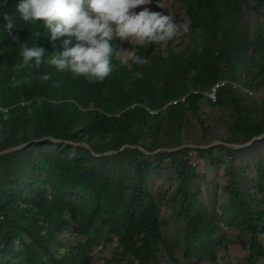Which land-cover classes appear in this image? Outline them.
Here are the masks:
<instances>
[{
  "label": "trees",
  "instance_id": "16d2710c",
  "mask_svg": "<svg viewBox=\"0 0 264 264\" xmlns=\"http://www.w3.org/2000/svg\"><path fill=\"white\" fill-rule=\"evenodd\" d=\"M151 1L154 13L148 24L135 11L141 0L121 2L123 22H132V29L145 37L143 44L133 46L136 57L127 64L122 49L128 28L107 38L92 37L90 43L84 40L88 28L94 32L95 23L103 22L101 10L112 0H0V101L13 108L9 115L0 112V151L47 137L91 147L49 142L19 150L22 154L0 156V264H92L94 248L114 240L119 263L156 264L155 245L163 243L180 264L163 235L158 195L147 185L150 172L167 159L180 182L178 214L186 221L185 256L191 259L196 254L216 262L224 225L215 204L193 191L198 173L192 161L193 153L207 159L216 157V150L220 158L210 160L229 164L236 225L251 233L248 262L261 263L264 183L258 184L262 191L258 196L249 194L239 182L234 158L264 147V138L244 148L218 145L155 154L124 148L100 156L93 153L125 145L156 150L192 144L185 134L196 128L195 121L203 136L198 145L214 139L242 145L264 134V95L241 89L264 90V34L251 39L247 33L234 32L218 0H184L191 5L192 30L202 27L199 32L209 34L189 55L186 49L165 57L158 51L163 37L172 46L178 36L163 16L164 0ZM31 37L48 53L37 51L35 65L25 66L21 55ZM223 79L241 87H223L217 102L190 94L185 103L161 110L192 89L210 88ZM202 100L211 109L229 107L222 135L211 138ZM148 109L161 111L153 115ZM48 147L57 152L44 157L33 152ZM70 148L73 157L67 154ZM249 245L243 242L244 247Z\"/></svg>",
  "mask_w": 264,
  "mask_h": 264
},
{
  "label": "rangeland",
  "instance_id": "374dc122",
  "mask_svg": "<svg viewBox=\"0 0 264 264\" xmlns=\"http://www.w3.org/2000/svg\"><path fill=\"white\" fill-rule=\"evenodd\" d=\"M121 2L122 0H112L109 5L103 7L101 10L103 22L95 23L97 29L94 32L88 28L84 32V40L90 42L94 36H112L117 34L121 28H128V35L124 40L122 53L126 63L131 64L136 57L133 46L143 44L145 37L132 29V22H123L124 11L121 8ZM218 2L221 4L227 24L232 27L234 32L247 33L251 39H255L256 35L264 34V3L257 7L259 0H218ZM190 8L191 5L184 0H164L163 16L169 19L171 30H174L178 37L175 38L172 46L169 43V38L163 37L162 46L159 48V51L163 49L161 51L163 55H171L173 52H187L186 49H188L187 54L189 55L194 48L205 41L207 34L202 35L199 32L201 27L196 32L192 30L193 17L190 15ZM135 11L142 13L146 24H148L154 13L152 1L141 0L140 4L135 7ZM228 18L231 19L228 20ZM261 25H263V31L258 30V28L261 29ZM218 50L221 51L220 48ZM260 93H264V90ZM201 109L204 118L207 119L211 127V138L222 135L226 130L225 125L227 123H223V120L229 118V107L211 109L210 105L202 100ZM195 124L196 128H191L185 135L192 138V144L198 145L202 144L203 136L200 125L196 121ZM33 152L44 157L45 155H53L57 151L52 147H48L35 148ZM67 154L73 157L74 149L70 148ZM220 154L221 152L216 150L215 156L217 158L210 156L207 159H198L195 156L196 154L193 153L194 158L192 159L198 173L193 191L206 203L215 204L224 225L223 244L217 247L216 262H211L208 258L201 259L196 254L191 259L185 256L186 221L178 214V208L181 205V198L178 195L180 182L169 159L163 164V167L152 170L147 179L148 187L158 195L161 206L163 235L174 247L180 264H249L248 258L252 253L253 240H251L250 232L236 225L238 216L233 211L229 185V164L225 161L213 162L210 160L220 158L218 157ZM240 155L234 158V167L240 173L239 182L249 194L258 196L262 192L257 188L258 184L261 181L264 183V147L260 146L247 152L244 151ZM261 240L264 243V236L261 237ZM245 241L251 244L249 248L243 246ZM155 246L159 259L156 264H176L171 259L168 249L163 243H158ZM117 247L116 240L111 242L102 241L99 246L94 248L91 259L92 264H125L119 263V257H114ZM17 248H20V244L17 245ZM261 258L259 264H264V256Z\"/></svg>",
  "mask_w": 264,
  "mask_h": 264
},
{
  "label": "clouds",
  "instance_id": "9594fccd",
  "mask_svg": "<svg viewBox=\"0 0 264 264\" xmlns=\"http://www.w3.org/2000/svg\"><path fill=\"white\" fill-rule=\"evenodd\" d=\"M100 36H105V35H100ZM96 36H94L95 38ZM104 38H107V36H105ZM93 39V38H92ZM91 39V40H92ZM27 42V47L24 49L22 55H21V58H22V61H23V65L25 66H34L35 63H36V60H37V56H36V52L37 51H44L46 53L47 50L42 47V46H38L39 43L38 41H36L34 38H30L29 41H26ZM91 42V41H90ZM90 42H87V43H90ZM51 43V42H50ZM52 44V43H51ZM52 56L55 57V53L53 51V53L51 54ZM123 55V54H122ZM124 57V56H123ZM58 60V59H57ZM125 60V59H124ZM59 63L65 67H70L68 63L64 62V60H58ZM126 62V61H125ZM129 64V63H127ZM221 82H225L224 85H221L220 87H217L218 84H221ZM227 85H233L234 88H239L241 87L238 83L232 81V80H228V79H223V80H220L218 82H216L215 84H213L212 87L210 88H206V89H192L191 91L185 93L184 95H182L180 98L178 99H175L171 102H169L168 104H166L161 110H165L167 109L169 106L171 105H176V104H179V103H185L189 97L190 94H200V95H203L207 100L209 101H212V102H217L218 100V95H219V90L222 89L223 87L227 86ZM242 90L252 94V95H255V96H260L264 93H254L253 91H250L246 88H243L241 87ZM212 93H215V97L212 96ZM24 106H30L31 103H23ZM13 108H7L3 105V103H1L0 101V112H2L4 115H9V113L11 112ZM161 110H151V109H148V111L153 114V115H156L158 114ZM47 138H52V139H55L53 137H47ZM43 139H46V138H43ZM43 139H37V140H33L31 142H28V143H32L34 141H39V140H43ZM263 139V138H262ZM55 140H58V139H55ZM58 141H63L64 143H54L52 141H46V142H39V143H34L32 144L31 146H29L28 148L32 147L33 145L35 144H44V143H53V144H66V143H69V144H73V145H81L80 143H85L87 145H89L88 143L86 142H80V143H77V142H74V141H67V140H58ZM213 142V141H212ZM28 143H25V144H28ZM25 144H22V145H25ZM210 144V143H209ZM44 145H47V144H44ZM208 145V144H207ZM21 146V145H19ZM19 146H16V147H19ZM83 146V145H81ZM227 146V145H226ZM16 147H13V148H16ZM86 147V146H85ZM142 147V146H141ZM91 148V147H90ZM9 149V148H7ZM25 149V148H23ZM23 149H20V150H23ZM6 150V149H4ZM3 151V150H1ZM16 151H19V150H16ZM111 151V150H110ZM14 152V151H13ZM11 153V152H10ZM94 153V152H93ZM97 153V152H96ZM112 153V152H111ZM9 154V153H7ZM95 154V153H94ZM5 155V154H4ZM100 156V155H99Z\"/></svg>",
  "mask_w": 264,
  "mask_h": 264
},
{
  "label": "water",
  "instance_id": "95a60500",
  "mask_svg": "<svg viewBox=\"0 0 264 264\" xmlns=\"http://www.w3.org/2000/svg\"><path fill=\"white\" fill-rule=\"evenodd\" d=\"M262 138H264V134H262L261 136H258V137H254L251 142H248V143L242 144V145L234 144V143H226V142L221 141V140H214L213 142H211L208 145L185 144V145H182V146H179V147H175V148H158L156 150H149V149L141 147V146L125 145L123 148H121L119 150H111V151L104 152V153H96L95 151H93V152L96 155H104V154H109L111 152H118L120 150H123L124 148H141L143 151H145L148 154H155V153L160 152V151H176V150H180L182 148H212V147H215V146H218V145H227V146H230L232 148H244L246 146L251 145L255 140H259V139H262ZM49 140L54 142V143H64L63 141H58V140H55V139H52V138H46V139H43V140L34 141L32 143L21 145V146L16 147V148H9V149L0 151V156H2L4 154H7V153H10V152H13V151H16V150H20V149H23V148H28L29 146H31L34 143L46 142V141H49ZM80 144L83 145V146H86L87 148H90V145H87L85 143H80Z\"/></svg>",
  "mask_w": 264,
  "mask_h": 264
},
{
  "label": "bare ground",
  "instance_id": "6f19581e",
  "mask_svg": "<svg viewBox=\"0 0 264 264\" xmlns=\"http://www.w3.org/2000/svg\"><path fill=\"white\" fill-rule=\"evenodd\" d=\"M260 3L262 4V1H261ZM229 14H230V13H229ZM255 15H256V14H255ZM254 17H255V16H254ZM212 18H213V16H212ZM205 19H206V18H205ZM217 19H218V17H217ZM229 19H231V18H228V20H229ZM234 19H235V18H234ZM209 20H210V19H209ZM221 20H222V19H221ZM232 20H233V19H232ZM254 20H256V19H254ZM220 22H221V21H220ZM215 23H216V22H215ZM224 23H225V22H224ZM263 23H264V22H263ZM212 24H213V23H212ZM212 24H211V25H212ZM217 24H218V22H217ZM217 24H215V25H217ZM203 26H204V25H203ZM257 26H258V25H257ZM262 26H263V25H261V26H260L261 29L258 28V30L261 31V30H262ZM208 27L210 28V26H208ZM198 28H199V26H198ZM201 28H202V27H201ZM205 28H206V27H205ZM247 28H249V27H247ZM247 28H246V29H247ZM255 28H256V25H255ZM206 29H208V28H206ZM200 30H201V29H200ZM244 30H245V29H244ZM247 30H249V29H247ZM254 30H257V29H254ZM203 31H204V30H203ZM205 31H206V30H205ZM251 31H252V30H251ZM260 31H258V32H260ZM262 31H263V30H262ZM201 32H202V30H201ZM201 32H200V33H201ZM208 32H209V31H208ZM208 32H207V34H209ZM249 32H250V30H249ZM252 32H253V31H252ZM252 32H251V33H252ZM256 33H257V32H256ZM205 34H206V33H205ZM252 34H253V33H252ZM258 34H259V33H258ZM200 35H201V34H200ZM202 35H203V34H202ZM254 36H255V35H254ZM257 36H259V35H256V37H257ZM208 37H209V35H208ZM256 37H255V38H256ZM204 38H205V37H204ZM199 47H201V46H199ZM162 50H163V49H162ZM162 50H160V52H161ZM158 51H159V50H158ZM160 52H159V54H160ZM219 52H220V51H219ZM167 53H168V52H167ZM263 53H264V52H263ZM155 54H156V53H155ZM155 54H154V55H155ZM157 54H158V53H157ZM157 54H156V55H157ZM161 55H162V54H161ZM168 55H169V54H168ZM168 55H167V56H168ZM164 56H165V55H164ZM154 57H155V56H154ZM161 57H162V56H161ZM165 57H166V56H165ZM169 58H171V57H169ZM195 58H196V57H195ZM121 60H122V59H121ZM195 60H196V59H195ZM261 62H262V61H261ZM148 63H149V62H148ZM150 63H151V62H150ZM263 63H264V62H263ZM261 64H262V63H261ZM187 66H189V65L187 64ZM183 67L185 68V66H183ZM132 68H133V67H132ZM182 69H183V68H182ZM192 69H193V68H192ZM176 70L178 71L177 68H176ZM183 70H184V69H183ZM190 70H191V69H189V71H190ZM194 70H195V68H194ZM197 71H198V70H197ZM183 73H185V71H184ZM187 73H188V72H187ZM187 73H185V74L188 75ZM189 73L191 74V77H192V73H191V71H190ZM176 74H177V73H176ZM193 74H194V73H193ZM182 75H183V74H182ZM189 76H190V75H189ZM196 76H197V74H196ZM186 77H187V76H186ZM186 77H185V78H186ZM172 79H173V78H172ZM169 80H171V79H169ZM174 80H175V79H174ZM171 81H172V80H171ZM122 125H123V124H122ZM118 126H119V125H118ZM132 127H133V126H131V129H132ZM123 128H124V127H123ZM134 131H135V130H134ZM124 132H125V131H124ZM20 151H21V150H20ZM22 151H24V149H23ZM26 151H27V150H26ZM17 152H18V151H17ZM24 152H25V151H24ZM162 152H163V151H162ZM18 153L22 154V152H18ZM112 153H113V152H112ZM172 153H173V152H172ZM31 154H32V153H31ZM7 155H8V154H7ZM26 155H28V154H26ZM29 155H30V154H29ZM20 156H21V155H20ZM23 156H24V155H23ZM93 156H94V155H93ZM109 156H111V155H109ZM36 157H37V156H36ZM94 157H95V156H94ZM28 158H29V157H28ZM100 158H101V157H100ZM98 159H99V158H98ZM162 167H163V166H162ZM0 168H1V167H0ZM16 171H18V170H16ZM19 171H20V170H19ZM41 174H42V173H41ZM41 174H40V176H41ZM44 175H45V174H44ZM32 176H33V175H32ZM34 176H35V175H34ZM37 176H38V175H37ZM28 177H29V176H28ZM35 177H36V176H35ZM35 177H33V178H35ZM36 178H37V177H36ZM36 178H35V179H36ZM39 178H40V177H39ZM31 179H32V178H31ZM35 179H34V180H35ZM27 180H28V179H27ZM34 180H33V181H34ZM36 180H37V179H36ZM39 180H40V179H39ZM31 181H32V180H31ZM28 182H29V180H28ZM39 182H41V181H39ZM42 182H43V180H42ZM43 183H44V182H43ZM18 185H19V184H18ZM18 185H17V186H18ZM20 185H21V184H20ZM21 186L24 187V185H21ZM28 188H30V187H28ZM25 189H26V188H25ZM31 189H32V188H31ZM31 189H30V190H31ZM21 190H22V189H21ZM21 190H20V191H21ZM22 191H23V190H22ZM24 191H25V190H24ZM26 194H27V193H26ZM30 194H31V192H30ZM27 196H29V195H27ZM27 196H26V197H27ZM36 196H38V195H36ZM42 197H43V196H42ZM29 198H30V197H29ZM35 198H36V197H35ZM35 198H34V199H35ZM30 199H31V198H30ZM32 199H33V198H32ZM32 199H31V200H32ZM49 225H50V224H49ZM47 230H48V229H47ZM20 244H21V242H20Z\"/></svg>",
  "mask_w": 264,
  "mask_h": 264
},
{
  "label": "built area",
  "instance_id": "2783aa9c",
  "mask_svg": "<svg viewBox=\"0 0 264 264\" xmlns=\"http://www.w3.org/2000/svg\"><path fill=\"white\" fill-rule=\"evenodd\" d=\"M224 84L225 82H221V84H218L217 87H220L221 85H224ZM212 96L215 97L216 96L215 93H212Z\"/></svg>",
  "mask_w": 264,
  "mask_h": 264
}]
</instances>
